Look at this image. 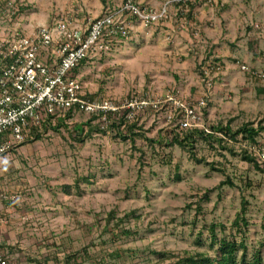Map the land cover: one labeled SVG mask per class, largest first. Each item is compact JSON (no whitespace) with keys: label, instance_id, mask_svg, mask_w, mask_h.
Here are the masks:
<instances>
[{"label":"rangeland","instance_id":"374dc122","mask_svg":"<svg viewBox=\"0 0 264 264\" xmlns=\"http://www.w3.org/2000/svg\"><path fill=\"white\" fill-rule=\"evenodd\" d=\"M11 1L29 5L18 22L27 32L39 26L52 27L62 15L71 19L73 27L72 19L87 14L79 10L84 6L79 7L80 0ZM252 1L229 0L226 20H246L235 34L224 33L228 25L223 32L219 27H199L221 35L218 37L235 36L233 42H219L206 34L198 39L195 36V43L187 29L180 34L186 40L177 44L168 42L167 37L166 41L157 36L154 40L152 33L113 48L125 37L120 36L111 42V49L84 63L77 76L93 98L110 97L120 102L136 96L159 101V107H147L133 117L143 134L134 141L122 140L113 130L97 131L95 123L87 126L84 120L88 115L84 114L74 115L67 126L23 144L0 169V192L5 196L0 203V225L11 219L20 234L26 232L28 241L34 237L26 246L38 254L50 252V264H179L178 259L186 253L215 257L223 246L221 238L242 241L248 258L259 251L264 264V173L240 156L245 149H264V132L254 144L240 135L237 141L226 137L223 144L237 155L217 141L196 139L195 157L202 158L201 163L177 145L161 143V139L144 140L156 139L159 134L169 140L173 131H179L177 121L166 118L171 104L163 101L169 93L196 107L203 98L205 106L197 111L205 125L225 124L228 118L233 119L232 129L245 122L264 124V96L254 90L264 88V77L252 78L255 70L250 65L243 69L240 63L230 62L232 69L227 65L208 84L203 75L211 77L212 72L204 63L207 53L200 52L199 46L212 44L225 62L239 48H246L245 37L252 32L246 30L247 22L264 25V0ZM17 28L15 24L11 29ZM254 29L252 48L255 44L257 56L264 58V29ZM262 63L257 66L264 75ZM226 71L227 79L223 76ZM209 89L213 91L210 97ZM80 122L84 124L82 133L74 130ZM226 179L233 185H219ZM211 225L215 226V238ZM242 253L243 249H238L236 258Z\"/></svg>","mask_w":264,"mask_h":264},{"label":"built area","instance_id":"2783aa9c","mask_svg":"<svg viewBox=\"0 0 264 264\" xmlns=\"http://www.w3.org/2000/svg\"><path fill=\"white\" fill-rule=\"evenodd\" d=\"M190 1L166 0L158 10H146L127 0L98 16H87L83 26H70V19L62 15L54 26H39L31 32L21 29L20 17L13 19L18 9L15 1L0 4V169L27 139H33L32 129L45 136L58 119L68 123L69 110L106 121L108 116L119 114L131 120L144 108L157 109L159 101L140 97L120 102L110 97L87 98L72 70L86 58L100 57L120 37L118 34L128 35L126 14L147 25L167 17L172 4ZM15 24L18 28L13 31ZM211 81L212 77L207 79L208 84ZM163 102L171 104L166 113L168 121L176 120L184 130L197 127L208 131L197 111L205 106L204 100L196 107L169 93ZM255 151L258 161L264 162V149ZM4 198L0 192V203ZM0 264H13L10 254L1 247Z\"/></svg>","mask_w":264,"mask_h":264},{"label":"crops","instance_id":"0c3cea01","mask_svg":"<svg viewBox=\"0 0 264 264\" xmlns=\"http://www.w3.org/2000/svg\"><path fill=\"white\" fill-rule=\"evenodd\" d=\"M124 1L127 0H80L79 7L82 4L84 6L80 7L79 10L81 11L85 10L87 14H81L80 17L79 16L78 18L76 17L77 19L75 18L72 19L74 20L72 21V23L75 26H83L85 23V18L87 16L89 15L98 16L102 13H105L107 10H111L112 8L119 6ZM131 1L137 4L139 7L144 8L146 10H150V9L158 10L166 0H131ZM253 2H255V0H253L252 3ZM258 5L261 6L262 4H258ZM84 7L87 9H85ZM230 10L231 8H230L229 0H192L187 3H174L169 7L167 11V17L159 21L150 22L147 25H144L136 16L126 14L124 17L126 18L128 35H126L125 37H120L119 42H115L113 48L122 46L124 45V43L133 44L136 42L135 39H133L134 37L136 38L138 37L140 41L141 39H143L142 36L144 35L147 36L152 33L155 34L154 40L157 39L158 37L166 41L165 37H167L168 42H171V44H175V43L177 44L179 41L184 42V40H186L182 36L180 37V34L184 33V31L187 29H188V34L191 37L193 36V38L195 39H196L195 36H198L197 37L198 39L200 37H204V35L206 37V34H209V36H213L214 38H216L217 41L221 42L223 40L226 43L228 42L226 40L230 38L218 37L221 35H216L215 32H209V30H204L203 28L201 29L199 27L202 26H204V28L205 26L206 28L208 27L210 28V26L215 28L219 27L222 32L223 29H226L228 27L229 29L227 28L226 31H224V33H228L229 31H231L232 34L233 33L235 34V30L237 29L239 30L241 27H243L239 25H242V23L245 22L246 20L243 21L242 19H240L237 20V22H234L233 20H226L229 16L228 13H230ZM259 23L260 25H258V22H254L253 20H250L249 23L247 22V25H245L246 30L248 32L249 30H252V32H250L251 34L247 33V37H245L247 40V47L243 49L239 48L238 49L239 51L233 54L232 58L228 59V61L226 62L218 55V53L215 52L213 45L209 44L208 41L205 40L204 42H206V44L208 43L209 46L205 45L204 47L202 45H199L201 46L200 52L206 51L207 53L205 54L204 63L206 64L205 66H208L207 69L210 70V72H212L211 77L219 73L222 74L223 68L227 69L228 66L231 68V65H228V63L230 64V62L234 63L235 65H238L239 63L241 64V66L247 65V67L250 65L249 67H251V69L261 72V67L259 68L257 64L261 66L263 64L262 62H264V58L257 56V54L259 53L257 52V48L255 44L253 48L250 46L252 41L256 39L255 36L256 33L254 27L257 28L259 26H262L264 29V25L262 24V22ZM238 33L242 35L243 32L239 31ZM188 39L190 40L189 37ZM197 39L195 43L197 42ZM229 41L232 42L235 41V36ZM188 43L189 42H187V44ZM187 44L185 46H188ZM230 45L234 46L233 44ZM217 46L218 45L215 44V48H217ZM247 72L245 75L247 77L251 76ZM227 75L228 73L226 71L225 74H223V76H225L227 79L229 76ZM203 77L204 78L207 77V79L211 78L208 74L207 75L205 74V76L203 75ZM251 77L253 78V75ZM248 90L252 91L251 88H248ZM254 90L257 92L258 96L260 97L264 96V91L259 92L258 88H255ZM211 94L213 95L212 90L208 92V96L210 97ZM200 100H203V98L199 99L197 101V104L199 103ZM256 124L257 122H254V125ZM8 220H9L8 223L0 225V247L5 249L10 254L13 260V264H50L51 262L50 260L51 258L49 256L50 252H46V253L41 252V254L40 253L38 254V252L35 249H31L30 245L26 246L27 242H30V240L32 242L34 241V237L29 238L28 241L25 237L26 234L25 230H24L25 234L24 233L20 234L19 233L20 229L19 231H17L18 228L15 229V226H13L14 224L12 225L10 224L12 222L11 219L8 218ZM15 222H17V220H14V223ZM22 235L25 237L26 243H23V241L20 239ZM81 263H82L81 261H78V263L72 262V264H81ZM68 264H71V262H68Z\"/></svg>","mask_w":264,"mask_h":264},{"label":"trees","instance_id":"16d2710c","mask_svg":"<svg viewBox=\"0 0 264 264\" xmlns=\"http://www.w3.org/2000/svg\"><path fill=\"white\" fill-rule=\"evenodd\" d=\"M6 2L7 0H2L1 4L3 5ZM18 4L19 6L17 9V12L15 13L13 17V19L15 18V20L20 17L21 13H23L25 9H29V5L24 4V2L19 1ZM118 35L121 36L120 34ZM253 43H256V41H252L250 45L251 47ZM112 45L113 44L110 43V49L112 48ZM88 61L90 60H88L87 58L85 60L80 61V63L72 70V75L74 77L77 76V71L79 70V68ZM242 66H245V65H242ZM258 76L264 77V75L260 71H255L253 73V77H258ZM263 89L264 88H258L259 92H263L264 91ZM86 97L92 99L94 95L87 92ZM183 101L187 102V100L185 99H183ZM190 105H193V104H190ZM146 109L147 108H144L142 112L144 113ZM84 114L85 113L80 112V111L76 112V110H69L66 114V117L71 119L74 117V115H84ZM85 115H88V114H85ZM85 118L86 120H84V123H86L87 126H89L91 123H95L96 124L95 130L97 131L105 132L107 131V129L113 130L114 132H116V134L119 135V137L122 140L130 139L131 141H134V138L136 136L143 135L141 131V127L138 124V120L137 119L136 120L134 119L125 120L124 114H119L113 118L111 116H108L106 121L98 119L97 116L95 115H88ZM232 121L233 119L228 118L225 124H221V123H216V125H212V124L205 125L204 124L205 127L208 129V131L204 130V128H197V127L184 130L179 126H176V128L179 131L175 129L176 131L172 132L173 134L169 140L164 141L161 134H159L158 138L156 139L144 138V140H149L150 142H154L158 139H161L160 140L161 143L164 142V144H168V145H177L181 147L182 149H186L187 151H189L193 159L196 162L201 163L204 160L202 158L195 157L194 147H195L196 139H204L209 142L217 141L218 143H220V145L222 144V147L224 149H227L233 155H237L235 154V152L230 146L223 144L226 137H229V139L232 141H237L238 139L237 137L240 135L242 140L249 142L250 144H254V143H257L256 137L259 136L262 132H264V124L262 121L257 122L256 125H254V122L241 123L235 129H232L231 127ZM81 123L82 122H80V124ZM80 124L74 125L76 127L74 129L76 132H81L83 130L84 124L83 123L81 125ZM61 126L63 127L67 126L66 123L64 122V119H58V122L56 123V125L52 126L51 129L57 130V128ZM46 131H47V128L44 127V132ZM31 132L33 135V139H27L26 143L32 142L34 140H38L41 137H43V135H41L40 132L37 131L36 129H32ZM78 135L81 136L80 134H77V136ZM258 151H261V149L258 148ZM240 156L243 160L251 163L254 168H257L258 170L264 173V162L258 161L256 151H253V149H251V152H250L247 149H245L243 150V152H240ZM212 169L216 171H220L219 169H216L213 165H212ZM224 184L233 185V183L229 179L222 180L219 183V185H224ZM65 187H66L65 188L66 193L68 194L69 186L67 185ZM241 221H243L244 224H246L243 218ZM234 223L236 225H239L237 221H235ZM210 230H211L212 236L215 238V226L211 225ZM221 241L223 242V246L218 249L215 257L207 255V254H203V253H186L184 257L178 259L177 263L179 264H263L259 251L253 254L251 258L247 257L246 252H245L246 245L242 241L241 242H237L235 240L230 241V240H226L225 238H221ZM238 249H243V253L239 257V259L236 258V252Z\"/></svg>","mask_w":264,"mask_h":264}]
</instances>
